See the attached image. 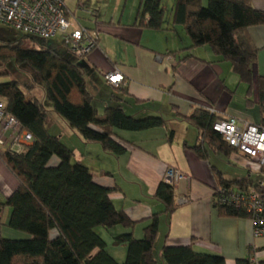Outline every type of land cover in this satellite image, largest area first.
<instances>
[{
    "label": "trees",
    "instance_id": "1",
    "mask_svg": "<svg viewBox=\"0 0 264 264\" xmlns=\"http://www.w3.org/2000/svg\"><path fill=\"white\" fill-rule=\"evenodd\" d=\"M164 15L162 0L143 1V21L147 17L143 24L161 29ZM172 15L173 23L182 25L189 35L190 48L209 45L220 59L231 63L240 80L248 84L249 92L252 90L258 48L248 29L264 24V10L254 7L250 0H175ZM25 37L28 35L0 45V65L14 61L29 66L41 80L53 111L86 142L99 143L105 151L121 155L126 147L120 141V130L143 131L167 125L162 115H131L120 102L100 113L88 88L86 70L53 46H46L43 39L38 42L30 37L34 46H25ZM7 76L0 72V78ZM37 83L22 84L16 79L0 82V97L6 100L7 111L34 137L19 151L9 148L0 152V159L18 180V187L0 202V225L9 207L8 226L28 235L10 238L0 232V264H226L222 255L200 252L192 245H165L156 256L160 215L169 218L178 208L176 185L166 179L155 193L164 210L153 213L143 236L136 237L135 221L116 208L112 190L97 183L92 173L74 160L73 149L49 131L45 102L32 94ZM258 91L264 116V76L258 77ZM179 116L198 129L200 141L186 146L202 159L208 160V147L227 157L236 151L214 129L217 116L209 109L197 107L190 115ZM53 156L60 160L56 166L49 164ZM211 168L217 178L213 202L220 214L250 218L246 209L220 203L218 189L256 188L264 192V187L251 177L227 179L212 163ZM260 172L264 173V165ZM117 226L127 229L114 236V244L126 246L124 261L110 253L100 232L101 228L110 231ZM237 264H249V259L238 260Z\"/></svg>",
    "mask_w": 264,
    "mask_h": 264
},
{
    "label": "crops",
    "instance_id": "2",
    "mask_svg": "<svg viewBox=\"0 0 264 264\" xmlns=\"http://www.w3.org/2000/svg\"><path fill=\"white\" fill-rule=\"evenodd\" d=\"M143 1L82 0L83 9L75 6L74 1L71 7L81 24L101 31L98 47L85 58L88 65L84 66L97 89L96 93L90 91L100 113L106 106L120 102L131 115H162L167 125L143 131L120 130V141L126 147L121 155L105 151L99 143L86 142L66 122L54 116L48 118V129L73 149L74 160L84 165L97 183L112 190L110 196L116 208L124 210L135 221L134 234L138 238L143 236L153 213L165 208L155 193L168 169L174 167L184 174L175 187L178 208L169 218L160 215L154 245L156 256H160L165 245H192L197 251L222 255L226 264H237L238 260L254 255L262 263L264 236L254 237L252 220L223 216L213 202L217 178L211 163L227 179H252L251 159L239 152L227 157L210 147L208 160L202 159L186 146L200 141L198 129L179 114L188 116L195 108L202 107L215 113L217 118L235 116L241 122L264 123L258 91V77L264 76V24L248 29L258 48L254 84L249 92L248 84L240 80L231 63L220 59L209 45L190 48L192 41L184 27L173 23L175 0L172 4L162 0L165 15L161 29L143 24L147 18L143 21L141 16ZM250 2L264 10V0ZM79 10L86 13L84 18L77 15ZM169 53L176 59L169 62L162 59ZM113 69L124 75L125 80L119 86L109 84L104 78ZM87 83L89 88L88 77ZM125 88L127 92L122 91ZM98 101L101 102L96 104ZM22 146L0 145V152L9 148L19 151ZM211 153L218 158L225 156L229 162L235 160L236 172L228 174L222 166L225 160L221 158L222 165L213 163ZM59 161L53 156L49 164L56 166ZM255 182L264 187V179ZM17 187L18 180L0 159V202ZM10 212L11 208L6 207L2 224L8 223ZM124 231L127 229L121 226L110 231L100 229L108 243L107 249L119 261L126 258V246L114 244V236ZM0 232L3 234L2 225ZM7 232L16 237L28 236L19 231Z\"/></svg>",
    "mask_w": 264,
    "mask_h": 264
},
{
    "label": "built area",
    "instance_id": "3",
    "mask_svg": "<svg viewBox=\"0 0 264 264\" xmlns=\"http://www.w3.org/2000/svg\"><path fill=\"white\" fill-rule=\"evenodd\" d=\"M84 8L82 0H0V24L13 26L17 31L40 39H59L78 58H86L98 47L101 31L98 27L81 24L74 15L71 3ZM93 14L92 11H88ZM165 61L176 59L168 54ZM105 80L119 86L125 79L123 73L113 69L104 75ZM214 129L237 152L251 159L252 167L260 171L264 165V126L241 122L235 116L217 118ZM33 135L22 127L20 121L7 111V102L0 97V145H27ZM185 176L178 169L169 168L165 179L177 185ZM264 189V188H263ZM218 201L244 208L253 223L254 237L264 236V192L256 188L247 191L218 189ZM249 264H262L256 255Z\"/></svg>",
    "mask_w": 264,
    "mask_h": 264
},
{
    "label": "rangeland",
    "instance_id": "4",
    "mask_svg": "<svg viewBox=\"0 0 264 264\" xmlns=\"http://www.w3.org/2000/svg\"><path fill=\"white\" fill-rule=\"evenodd\" d=\"M164 2H168L170 4L173 3V0H164ZM167 3V4H168ZM77 15L79 16V18H84L86 13H83L82 10H79L77 12ZM20 36H23V34L19 31H17L13 26H9V25H3L0 24V45L4 44L5 42L8 41H12L16 38H19ZM33 37V39H35L36 41H40L41 39L39 37L36 36H28L25 37V42L24 45L25 46H34L33 44V40L30 38ZM45 41L46 46H53L55 50H57L58 52H60L61 54H63L66 58H68L70 61L75 62L76 64L82 66L83 68H85V65H88L86 63V59L85 58H78L76 57L69 49L66 45L62 44L61 41L59 39H43ZM0 72H5L8 73L7 77H1L0 78V82H6L9 81L11 79H16L19 80L22 84L28 83V82H34L35 80L38 81L37 85L35 86V88L32 91V94L38 98H40L42 101L45 102V105L47 107V113H48V118L50 120L51 116H54V119L61 121L62 123H65V121L59 117L52 109V105L50 103V101L48 100V98H46L43 86H42V82L41 80L38 78V75L35 74V72H33V70L27 66V65H17L14 61H9L8 63H6L5 65L1 66L0 65ZM91 75H87L88 77V82H89V88L90 90H92L93 93H96L95 89L96 87L94 86V83L91 82ZM101 101H98L96 104H99ZM236 151H234L235 153ZM211 161L215 164L218 165H222V162L219 160L220 158L225 160V165H222L224 168H227V172L228 174H234L237 170L236 165H234L235 160L232 159L231 162H229V160L225 157V156H220V158H218L217 156H215L214 153H211ZM252 173V179H254L255 181H260L261 179L263 180L264 178V174H262L261 172H259L258 170H254V166L251 169H249ZM247 174V172L245 173ZM4 224H2V229H3V234L6 237H10V238H25V237H16L15 234L12 233H8L7 231H13V233H17L18 230L11 228L10 226H8L7 221L3 222ZM21 233V231H19ZM25 233V232H22ZM111 252L114 254L115 251H113V248H110Z\"/></svg>",
    "mask_w": 264,
    "mask_h": 264
}]
</instances>
